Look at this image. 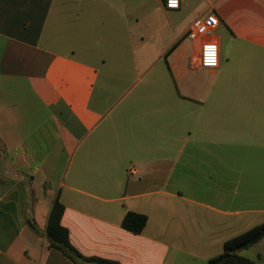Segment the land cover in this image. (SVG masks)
<instances>
[{"label": "crops", "instance_id": "crops-1", "mask_svg": "<svg viewBox=\"0 0 264 264\" xmlns=\"http://www.w3.org/2000/svg\"><path fill=\"white\" fill-rule=\"evenodd\" d=\"M133 2L118 23L114 0H0V264H72L45 238L55 200L63 206L60 225L72 248L82 257L118 264H207L213 257L194 246L214 230L209 214H263L183 206L186 219L167 220L162 197L185 199L165 191L173 174L203 177L210 163L228 162L232 148L264 147V0H181L176 10L160 0ZM206 13L219 20L207 38L218 46L219 66L198 70L206 71V81L190 92L180 90L187 71L178 39ZM160 31L172 39L157 46L153 63L144 52L139 62L136 52L150 47L135 36ZM127 46L143 74L160 63L164 69L157 66L131 100L114 96L108 126L109 108L92 102L93 93L101 68L114 66L117 55L124 59ZM165 71L178 84L174 90L162 89ZM108 142L114 181L107 175L106 185L96 187L89 148L104 153ZM74 156V172L62 174ZM108 187H114L113 199L100 197ZM110 201L112 209L101 205ZM198 208L206 214L202 218ZM129 212L146 216L140 234L121 228ZM238 255L264 264V238Z\"/></svg>", "mask_w": 264, "mask_h": 264}, {"label": "rangeland", "instance_id": "rangeland-1", "mask_svg": "<svg viewBox=\"0 0 264 264\" xmlns=\"http://www.w3.org/2000/svg\"><path fill=\"white\" fill-rule=\"evenodd\" d=\"M144 3L147 0H140ZM136 3L133 0H114V14L120 19H117L118 23L125 21L126 16H129L131 10ZM148 31L152 33L154 31L153 25H151ZM142 27V26H141ZM143 32V30H141ZM145 33V32H144ZM177 36V34H175ZM175 36V37H176ZM122 36H120L121 42ZM137 43H140V39H143V46L150 47L148 50L145 48L142 52H136L134 57L138 58L140 62L141 55L144 52L146 55V61L151 60L153 63L154 58L159 54L157 46L161 43L168 44L172 39L169 34H164V31H160L157 35L152 34H138L135 36ZM160 42V43H159ZM181 51L186 58V71L183 80L178 82L179 89H185L187 91L194 90L195 83L205 82L207 78L206 71L190 70L188 63L191 57L197 52V43H191L185 39H178ZM142 46V45H141ZM142 46V48H143ZM222 53L223 58L229 57V45L222 38ZM122 53V49H120ZM160 68H163V63L157 64ZM152 66L149 72L143 74V68L135 69L132 61L131 52L129 46H127L126 56L123 59L122 55H117V59L114 60V66L106 65L101 68V75L95 85L93 93V101L98 106L106 109L109 108V112L105 119V125L110 124L114 119V96L122 95V103L131 100L145 83L153 76L155 71L159 67ZM137 67V66H136ZM164 69V68H163ZM167 80L164 91L174 90L178 84H174L169 73L165 71ZM150 87V86H149ZM162 87V86H160ZM151 88H149L150 90ZM153 90V88H152ZM124 97V98H123ZM183 106H191L190 104H184ZM151 107H156L151 104ZM104 125V126H105ZM103 130V129H102ZM164 133L166 131L164 130ZM167 134V133H166ZM96 135L92 136L89 140H95ZM109 141V138L107 139ZM165 141V140H163ZM110 142V141H109ZM105 145V152L95 153L93 151L94 146L89 148L88 156V170L96 174V187L100 185V181L106 185L105 176L109 175L110 181H114V151L111 152V143ZM245 150L253 151L244 152ZM230 159L228 162L210 163V168H206L203 173V177L195 176L190 171H187L183 175L173 174L168 177L165 191L167 193L182 195L184 200H177L170 198L169 196L162 197L166 201L168 208L165 214V219L176 220L186 219L187 216L183 212V206H228L224 209L230 211H246L249 209H262L264 210V147L248 148H232L230 153ZM77 166V156L71 157L66 164L62 166V174L68 170V174H72ZM103 177V180L100 177ZM93 186V184L91 185ZM93 188V187H92ZM222 188L224 190H222ZM104 193L100 196L103 199L114 198V187L104 188ZM95 206H99L96 203H92ZM108 208H113V201L103 202L101 204ZM181 210L180 212L178 211ZM199 209V208H198ZM178 211V212H177ZM199 218L204 215V211L198 210ZM206 215V214H205ZM216 220L214 230L209 236L207 241L199 242L195 247H199V253L207 255L209 257H216L223 252V240L236 237L249 229L260 225L264 221V212L261 215H248L247 212H241L238 215H231V217H224L220 215H211ZM255 218V219H254ZM226 237V238H224ZM176 243H172L171 247L174 248ZM178 249V248H177ZM188 251V249H186ZM194 251V248H192ZM173 253V249H172Z\"/></svg>", "mask_w": 264, "mask_h": 264}, {"label": "trees", "instance_id": "trees-1", "mask_svg": "<svg viewBox=\"0 0 264 264\" xmlns=\"http://www.w3.org/2000/svg\"><path fill=\"white\" fill-rule=\"evenodd\" d=\"M63 213V206L55 200L47 220L45 238L49 243V248L59 251L72 264L93 263V264H118L116 262L97 258H85L78 254L69 243L68 231L60 225ZM147 218L144 215L127 213L122 222L121 228L134 234H140L144 229ZM264 238V223L255 226L248 231L237 235L223 243V252L210 258L207 264H252V262L238 255L240 251L247 250Z\"/></svg>", "mask_w": 264, "mask_h": 264}, {"label": "built area", "instance_id": "built-area-1", "mask_svg": "<svg viewBox=\"0 0 264 264\" xmlns=\"http://www.w3.org/2000/svg\"><path fill=\"white\" fill-rule=\"evenodd\" d=\"M167 10L179 8L181 0H160ZM219 26V20L213 13L198 16L187 28L184 39L197 43V52L191 57L188 67L190 70H215L219 66L218 46L208 40Z\"/></svg>", "mask_w": 264, "mask_h": 264}]
</instances>
